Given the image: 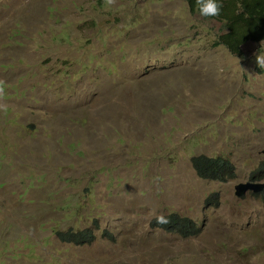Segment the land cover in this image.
Wrapping results in <instances>:
<instances>
[{
	"label": "rangeland",
	"instance_id": "1",
	"mask_svg": "<svg viewBox=\"0 0 264 264\" xmlns=\"http://www.w3.org/2000/svg\"><path fill=\"white\" fill-rule=\"evenodd\" d=\"M220 33L181 0H0V264H264V189L235 194L264 163V44ZM170 213L200 233L150 227Z\"/></svg>",
	"mask_w": 264,
	"mask_h": 264
},
{
	"label": "trees",
	"instance_id": "2",
	"mask_svg": "<svg viewBox=\"0 0 264 264\" xmlns=\"http://www.w3.org/2000/svg\"><path fill=\"white\" fill-rule=\"evenodd\" d=\"M194 15L200 16L207 22H215L221 25V33L214 44L215 48L223 47L232 56L243 57V48L248 44H264V0H217L222 4V10L218 16H203L200 13L196 0H181ZM192 167L197 176L203 180L227 183L237 176L235 165L223 157H209L199 155L192 158ZM264 178V163L255 169L251 175V181H261ZM220 195L213 193L206 199V207L220 205ZM160 217V216H159ZM168 222L158 223V217L150 222L152 229L163 230L170 234L183 238L197 236L201 229L190 218L177 213L163 216ZM61 241L77 246L89 245L95 242L96 233L93 229L80 232L57 230Z\"/></svg>",
	"mask_w": 264,
	"mask_h": 264
},
{
	"label": "clouds",
	"instance_id": "3",
	"mask_svg": "<svg viewBox=\"0 0 264 264\" xmlns=\"http://www.w3.org/2000/svg\"><path fill=\"white\" fill-rule=\"evenodd\" d=\"M197 5L199 6V10L201 15L203 16H218L221 13L222 10V4L218 3L217 0H196ZM106 3L108 5H113L115 3V0H106ZM258 63H261L264 65V61H258ZM2 83L0 82V95L3 94V87ZM158 223L160 224H166L168 221L163 217L160 216L157 218Z\"/></svg>",
	"mask_w": 264,
	"mask_h": 264
},
{
	"label": "water",
	"instance_id": "4",
	"mask_svg": "<svg viewBox=\"0 0 264 264\" xmlns=\"http://www.w3.org/2000/svg\"><path fill=\"white\" fill-rule=\"evenodd\" d=\"M264 189V184L262 183H254V182H247L237 185L236 187V196L241 197L247 191H253L254 193L261 192Z\"/></svg>",
	"mask_w": 264,
	"mask_h": 264
}]
</instances>
